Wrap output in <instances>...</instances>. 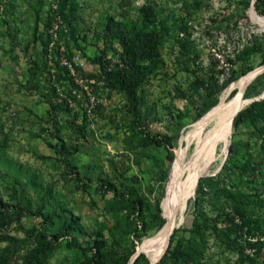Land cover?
Wrapping results in <instances>:
<instances>
[{"label": "rangeland", "instance_id": "374dc122", "mask_svg": "<svg viewBox=\"0 0 264 264\" xmlns=\"http://www.w3.org/2000/svg\"><path fill=\"white\" fill-rule=\"evenodd\" d=\"M251 8L264 17V0H0V264H85L96 243L102 264H132L164 224L190 126L264 66ZM108 23L153 33L135 47L142 74L125 69L117 38H104ZM91 96L88 116L79 102ZM242 96L166 255L151 263L139 252L134 264H264V69Z\"/></svg>", "mask_w": 264, "mask_h": 264}, {"label": "bare ground", "instance_id": "6f19581e", "mask_svg": "<svg viewBox=\"0 0 264 264\" xmlns=\"http://www.w3.org/2000/svg\"><path fill=\"white\" fill-rule=\"evenodd\" d=\"M249 14L254 22L264 28V17L258 16L252 8ZM259 70H252L240 78L234 84L238 92L231 100L213 106L190 126L192 134L186 146V158L183 161L182 153L177 152L172 166L173 177L162 200L164 224L150 243L139 247L138 252H144L151 263L161 257L173 228L183 220L187 199L193 193L198 177L207 172L217 158V148L220 146L222 151L226 149L232 120L247 102L242 92Z\"/></svg>", "mask_w": 264, "mask_h": 264}, {"label": "trees", "instance_id": "16d2710c", "mask_svg": "<svg viewBox=\"0 0 264 264\" xmlns=\"http://www.w3.org/2000/svg\"><path fill=\"white\" fill-rule=\"evenodd\" d=\"M146 20L150 21L149 18L145 17ZM145 25L146 22H144ZM153 33L147 32L144 28L140 27L136 32H130V31H125L123 30L119 25L117 24H112L108 23L106 24L105 31H104V38L111 39V38H117L119 42L122 43L123 49L125 51V57L123 58V61L125 63V66L127 70H130L131 73L135 76H138L143 73V69L141 68L140 64L138 63L139 59L146 58L144 53L142 52L137 53L136 52V45L138 39L141 41H144L147 37H152ZM99 67L101 70V74L109 76V71L106 69V66L102 61L99 63ZM113 74H117L118 76L116 77V81L121 89H123L125 92L130 93V97L133 101V107H136L137 105V99L134 96L133 90L130 88L129 84L125 82L123 77L119 72H115ZM228 83V81L225 82V85ZM250 95V92L246 90L244 92V97H247ZM235 118V117H234ZM251 123L254 124V121L251 120ZM233 125L236 124V120L233 119ZM1 203V199H0ZM133 210L137 211L139 210V203H134L133 204ZM45 219H51L49 215L43 216ZM77 218H71L68 222V225L64 227V234L68 235L70 234V231L72 229V224L71 223H77L75 222ZM37 239L42 241H46L45 237L41 235L40 233L37 234ZM58 242V238L54 237L53 238V244L55 245ZM66 246L67 247H76L82 250L83 253H86L87 248H83L80 246V244L76 240H67L66 241ZM99 245L96 243L94 248L91 250V253L89 255L85 256V264H102L101 261V256H100V251H99ZM166 255V251L163 253V256ZM137 260V257L134 259L132 264H134Z\"/></svg>", "mask_w": 264, "mask_h": 264}, {"label": "built area", "instance_id": "2783aa9c", "mask_svg": "<svg viewBox=\"0 0 264 264\" xmlns=\"http://www.w3.org/2000/svg\"><path fill=\"white\" fill-rule=\"evenodd\" d=\"M50 19H51V20H50V23H49L48 31H51L53 34H55V31H56V29L58 28V27H57V23H58V21H60V19H59V16H58V15L56 16V14H54V15L52 16V18H50ZM105 66H106V65H105ZM106 69H107V66H106ZM101 76H103V75H101ZM94 99H95V98H94L93 96H91V97L89 98L88 102H86L85 104H83L82 101L79 102L80 107H82V109L85 111V114L88 115V116L91 115V112H92V110H93V107H94V104H95ZM66 101H67V103H68L70 106L76 104V103L74 102V100H73L72 97H67V98H66Z\"/></svg>", "mask_w": 264, "mask_h": 264}, {"label": "water", "instance_id": "95a60500", "mask_svg": "<svg viewBox=\"0 0 264 264\" xmlns=\"http://www.w3.org/2000/svg\"><path fill=\"white\" fill-rule=\"evenodd\" d=\"M253 1H254V0H252V3H253ZM262 69H264V66L259 70V72H260ZM259 72H258V73H259ZM138 254H139L138 251H136V252L133 254V256H132V258H131V263H132L133 260L137 257Z\"/></svg>", "mask_w": 264, "mask_h": 264}]
</instances>
